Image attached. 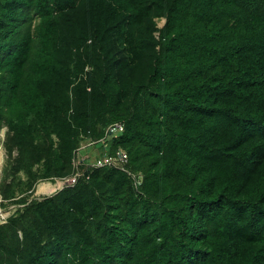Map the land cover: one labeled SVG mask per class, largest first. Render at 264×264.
Segmentation results:
<instances>
[{
    "label": "trees",
    "instance_id": "16d2710c",
    "mask_svg": "<svg viewBox=\"0 0 264 264\" xmlns=\"http://www.w3.org/2000/svg\"><path fill=\"white\" fill-rule=\"evenodd\" d=\"M113 122L131 173L83 159L74 184L14 199L0 264H264V0H0V126L26 190Z\"/></svg>",
    "mask_w": 264,
    "mask_h": 264
},
{
    "label": "rangeland",
    "instance_id": "374dc122",
    "mask_svg": "<svg viewBox=\"0 0 264 264\" xmlns=\"http://www.w3.org/2000/svg\"><path fill=\"white\" fill-rule=\"evenodd\" d=\"M165 19L158 18V26L163 25ZM157 33V32H156ZM88 141L82 142V147L78 150L77 156L85 157L86 160H93L102 150L101 145H88ZM18 157V150L11 148L7 141V127L0 126V223H4L7 217L16 208L14 199L27 193L29 199L56 192L60 187L59 177L36 179L32 185V190H26V183L30 180L26 170H16L15 166ZM40 164L36 163L33 169L39 172ZM8 195L5 197L3 191Z\"/></svg>",
    "mask_w": 264,
    "mask_h": 264
},
{
    "label": "built area",
    "instance_id": "2783aa9c",
    "mask_svg": "<svg viewBox=\"0 0 264 264\" xmlns=\"http://www.w3.org/2000/svg\"><path fill=\"white\" fill-rule=\"evenodd\" d=\"M123 130V124L121 122H113L105 130L104 136L99 139H90L88 140V145L100 144L101 145V152L91 161H87L86 167L94 168V167H103V166H113L116 168L127 170L126 163L128 161V154L127 152L122 149L118 148L115 153L108 152V139L112 136H117ZM82 146H80L81 148ZM79 148V149H80ZM85 160V157L74 158V170L71 174L59 177L60 187L64 185H72L74 184L81 176L85 175V169L81 168L80 162ZM128 171V170H127ZM131 173L130 171H128ZM132 175L136 178V183L140 184L142 181V175L134 174Z\"/></svg>",
    "mask_w": 264,
    "mask_h": 264
}]
</instances>
